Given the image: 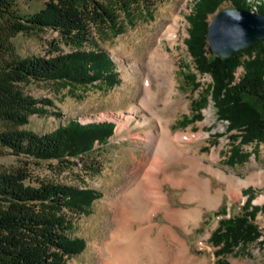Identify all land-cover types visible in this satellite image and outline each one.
I'll list each match as a JSON object with an SVG mask.
<instances>
[{"label":"rangeland","instance_id":"374dc122","mask_svg":"<svg viewBox=\"0 0 264 264\" xmlns=\"http://www.w3.org/2000/svg\"><path fill=\"white\" fill-rule=\"evenodd\" d=\"M48 1L18 0L17 8L21 13L31 15L45 7ZM197 1L158 0L151 10L135 5L129 13L120 11L115 28L104 27L102 32H94L95 46L107 51L114 60V81L80 84L67 80H31L21 87L26 94L41 101V112L30 115L29 122L24 125L0 121V130L19 129L37 134L52 132L72 120L82 124L111 122L115 125L106 143H96L91 152L70 158L73 163L68 166L60 165L57 160L35 161L0 145V171L25 168L34 185H38L37 181L54 182L94 190L98 194L82 214L73 216L68 235L72 239H83L85 247L69 258L68 264H97L100 261L93 246L98 239L107 236V227L111 226L115 214L111 206L113 192L126 183L136 164L135 159H141L143 153H147L146 132H159L160 123L169 126L173 134L190 135L182 144L186 155L182 160L172 158L170 172L173 180L162 186L172 210L188 213L190 220L186 224L176 219L168 220L160 211L151 220H138L132 224L125 222L126 229L131 228L135 233L142 228L153 227L151 244L157 257L156 264H264L262 211L256 217L262 233L256 241L241 243L232 253L221 255L216 254L220 246L212 242L211 236L220 218L237 215L247 201L253 204L264 202V143H240L233 136L237 131L229 132L228 122L218 117L212 99V76L197 70L187 45L191 28L189 16L193 14ZM230 7L233 6L229 1L224 2L217 12L209 14L208 21L211 22L219 11ZM171 30L177 33L175 41L168 36ZM14 45L21 58L50 57L73 50L60 33L51 28L21 32L14 38ZM156 48L174 58L173 73H161L159 76L160 73L148 66V52ZM244 58H248L247 55ZM244 72V66L240 65L235 78L238 73L240 79ZM186 73L194 74V81L186 78ZM146 74L156 78L158 75L162 79L175 78L172 97L174 101H181L182 106L177 110L169 109L167 92L159 93L157 107L144 106L141 102L144 87L141 84L142 76ZM195 82L199 86H195ZM153 88L158 92L155 78ZM204 97L208 102L201 109V105H194V101H203ZM251 100L260 105V100ZM131 107L135 110L132 111ZM198 108L200 118L195 114ZM129 116L133 117L130 124L127 121ZM143 121H151L154 125L137 126ZM235 145L244 158L232 154ZM212 171L218 175H213ZM197 172L202 179H212L211 193L222 190L223 197L217 205L200 202L199 196L193 195L181 181L183 177L182 180L193 181ZM221 177L234 179V189L229 190Z\"/></svg>","mask_w":264,"mask_h":264},{"label":"trees","instance_id":"16d2710c","mask_svg":"<svg viewBox=\"0 0 264 264\" xmlns=\"http://www.w3.org/2000/svg\"><path fill=\"white\" fill-rule=\"evenodd\" d=\"M17 1L0 0V121L24 125L30 115L42 110L41 101L22 89L24 83L114 81V60L95 46L94 32L115 28L120 11L129 13L135 5L151 10L158 0H49L31 15L21 13ZM227 1L233 7L264 14V0H198L189 16L187 45L197 70L212 76L218 117L228 122L229 132L237 131L234 139L242 144L264 143V40L229 58L215 55L207 43L208 16ZM44 28L58 31L73 50L50 57H19L14 38L21 32ZM240 65L245 72L236 79ZM185 77L195 79L190 73ZM251 99L260 100V105ZM207 102L204 97L193 103L201 109ZM200 109L195 113L198 118ZM114 126L111 122L82 124L72 120L45 134L5 129L0 130V145L35 161L57 160L68 166L73 163L70 158L91 152L96 143H106ZM232 154L242 159L238 145ZM32 181L25 168L0 171V264H68V259L85 247L83 239L68 235L73 216L82 214L98 194L54 182L37 181L34 185ZM259 211L264 212V202L247 201L237 215L220 218L211 236L214 245L220 246L217 255L232 253L241 243L254 242L262 235L256 223Z\"/></svg>","mask_w":264,"mask_h":264},{"label":"bare ground","instance_id":"6f19581e","mask_svg":"<svg viewBox=\"0 0 264 264\" xmlns=\"http://www.w3.org/2000/svg\"><path fill=\"white\" fill-rule=\"evenodd\" d=\"M176 34L174 30H171L168 36L175 41L177 39ZM148 54L147 64L151 69L160 73L159 76H161V73H173L175 60L168 53L156 48L150 49ZM159 76L157 75V78L150 74L142 76L141 87H144L142 104L153 109L159 104V93L167 92L169 95L167 98L170 105L169 109H179L182 102L174 101L172 97L176 84L175 78L169 76L167 79H162L163 77ZM152 77L156 79L159 87L158 92L153 88ZM237 79H239L238 73ZM131 108L132 111L135 110V108ZM132 119V116L127 117L128 124L131 123ZM147 124L154 125L151 121H143L138 123L137 126ZM189 137L190 135L186 133L173 134L169 126H162L161 123L159 132H156V130L146 132L147 153H143L141 159H135L136 164L131 169L129 177H127L128 180L113 192L114 198L111 206L114 208L115 214L111 226L107 227V236L98 239L93 246V250L100 257L97 264H156L157 257L151 244L153 227L142 228L139 232L134 233L130 230L131 228L126 229L125 222L132 224L138 220L140 222L146 219L151 220L155 213L160 211L164 212L168 220L176 219L181 223L190 220L188 213L172 210L170 199L162 189L164 184L174 178L170 172L171 165H173L172 158L180 160L186 155L182 144ZM212 174L218 175L214 171H212ZM182 179L181 181L186 184L189 191L193 195L199 196L200 202H207L206 204L214 206L222 200V190L219 189L215 193H211L212 179H202L198 172L193 176L191 182L186 180L187 178ZM221 180L226 182L229 190L234 189V179L221 177Z\"/></svg>","mask_w":264,"mask_h":264},{"label":"water","instance_id":"95a60500","mask_svg":"<svg viewBox=\"0 0 264 264\" xmlns=\"http://www.w3.org/2000/svg\"><path fill=\"white\" fill-rule=\"evenodd\" d=\"M207 38L215 55L229 58L264 40V14L240 7L223 9L209 23Z\"/></svg>","mask_w":264,"mask_h":264}]
</instances>
